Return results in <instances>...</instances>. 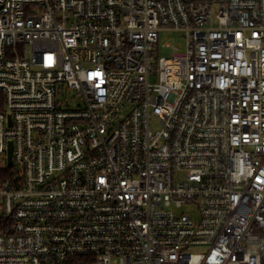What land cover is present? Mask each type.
Returning a JSON list of instances; mask_svg holds the SVG:
<instances>
[{"label":"built area","instance_id":"2783aa9c","mask_svg":"<svg viewBox=\"0 0 264 264\" xmlns=\"http://www.w3.org/2000/svg\"><path fill=\"white\" fill-rule=\"evenodd\" d=\"M0 104V264H264V0H0Z\"/></svg>","mask_w":264,"mask_h":264},{"label":"rangeland","instance_id":"374dc122","mask_svg":"<svg viewBox=\"0 0 264 264\" xmlns=\"http://www.w3.org/2000/svg\"><path fill=\"white\" fill-rule=\"evenodd\" d=\"M158 43H159V47H158V56L159 57H170L173 53V50L171 48H165L163 45L165 43H170L171 47H178L177 52H182V50L184 49V36L180 33H176V32H165L162 34H159L158 36ZM61 99L63 101H66L68 103L69 106H73L74 103V95L72 92H70L67 89H63L61 94L57 95V99ZM183 212L185 213H190L192 212V208L189 207H185L182 209ZM193 253H198L197 250L192 249Z\"/></svg>","mask_w":264,"mask_h":264},{"label":"water","instance_id":"95a60500","mask_svg":"<svg viewBox=\"0 0 264 264\" xmlns=\"http://www.w3.org/2000/svg\"><path fill=\"white\" fill-rule=\"evenodd\" d=\"M10 155H11V144L8 146V163H10Z\"/></svg>","mask_w":264,"mask_h":264},{"label":"trees","instance_id":"16d2710c","mask_svg":"<svg viewBox=\"0 0 264 264\" xmlns=\"http://www.w3.org/2000/svg\"><path fill=\"white\" fill-rule=\"evenodd\" d=\"M1 105V104H0Z\"/></svg>","mask_w":264,"mask_h":264}]
</instances>
